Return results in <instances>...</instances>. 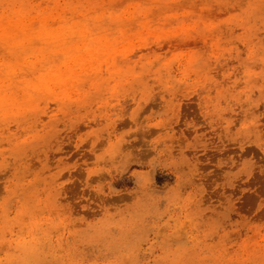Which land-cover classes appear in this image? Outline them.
<instances>
[{
  "label": "rangeland",
  "instance_id": "rangeland-1",
  "mask_svg": "<svg viewBox=\"0 0 264 264\" xmlns=\"http://www.w3.org/2000/svg\"><path fill=\"white\" fill-rule=\"evenodd\" d=\"M6 88L0 264H264V0H0Z\"/></svg>",
  "mask_w": 264,
  "mask_h": 264
},
{
  "label": "bare ground",
  "instance_id": "bare-ground-1",
  "mask_svg": "<svg viewBox=\"0 0 264 264\" xmlns=\"http://www.w3.org/2000/svg\"><path fill=\"white\" fill-rule=\"evenodd\" d=\"M25 38H28V36H31V34H25L24 35ZM89 54L91 55L92 52H89ZM76 60H73V62H75ZM62 67H52L49 69V72L47 74H43V75H39L37 81H27L25 82L23 85H21L20 88V92L31 97V93H33L36 90L42 89V90H46V91H51L54 88H62L64 83L67 81L69 75H70V70L71 69H67V68H63ZM23 71H30L28 69L23 70ZM18 86H15L14 89H17ZM8 92H10L12 94L13 97L10 96H2L0 97V109L3 110V113L6 111V109L12 106H18L19 101L18 98L16 96V91L14 92L11 91L10 89L6 88ZM5 89H3L4 91ZM24 101H27L25 99H21ZM23 104V103H22ZM22 106V105H21ZM11 110L9 109L8 113ZM47 254V253H46ZM45 255V254H44ZM42 256V255H40ZM44 257V256H43Z\"/></svg>",
  "mask_w": 264,
  "mask_h": 264
}]
</instances>
